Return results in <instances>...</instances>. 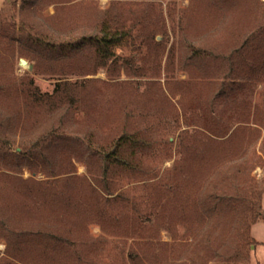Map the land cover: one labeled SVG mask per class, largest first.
<instances>
[{"label": "trees", "instance_id": "16d2710c", "mask_svg": "<svg viewBox=\"0 0 264 264\" xmlns=\"http://www.w3.org/2000/svg\"><path fill=\"white\" fill-rule=\"evenodd\" d=\"M234 1L189 0L178 9L185 22L178 30L173 26L177 39L166 55L162 34L166 20L153 0L129 5L111 0L102 8L92 3L84 12L78 11V36L74 35L78 27L62 29L76 38L59 44L30 43L36 50V66L60 77L51 90L35 88L26 95L23 89L14 90L21 103L14 96L10 115H0V235L8 247L7 258H0V264H91L93 260L84 259L77 246L83 245L85 253L92 255L99 252L103 235H94L93 226L105 234L133 238L136 244L127 251L131 264H149L151 257L158 259L162 253L152 252L157 243L152 238H137L136 234L142 217H149L150 212L159 213L155 223L160 227L186 220L187 234L196 249L202 236H212L213 214L222 216L231 229L223 233L228 243L221 247L226 251L220 254L216 248L214 264H248L254 242L251 226L263 214L264 187L250 183L245 171V136L248 132L254 140L259 129L253 133L252 102L244 94L251 84L264 83V1L255 6L244 30L234 27L228 32ZM54 14L58 16L55 24L75 21L69 17L74 16L72 10ZM177 14L175 8L171 16ZM217 23L225 25L227 37L211 45L216 39L210 33ZM134 30L147 56L161 59L165 55L167 77L149 76L141 66L134 67L127 79H114L113 109L121 121L104 143L96 145L100 148L97 174L90 177L74 171L24 176L20 164L26 159L25 152L8 147L3 127L11 130L16 124L33 132H43L47 123L63 127L65 119L74 114L73 103L79 106L90 84L101 80L70 76L78 72V59L110 60ZM157 34L162 37L156 38ZM233 37L236 41L225 45ZM178 69L187 76H176ZM183 88L188 98L179 99L180 108L173 98ZM191 98L195 103L187 105ZM225 101L229 104L217 112V103ZM40 141L46 144L48 135ZM85 143L80 138V144ZM170 158L174 164L164 166ZM123 205L132 210L120 211ZM159 243L160 248L172 244L168 240Z\"/></svg>", "mask_w": 264, "mask_h": 264}, {"label": "rangeland", "instance_id": "374dc122", "mask_svg": "<svg viewBox=\"0 0 264 264\" xmlns=\"http://www.w3.org/2000/svg\"><path fill=\"white\" fill-rule=\"evenodd\" d=\"M110 1L0 0V115H10L9 113L13 108L9 107V103L13 102L14 96L17 102L21 103V96L15 93L14 90L17 89L22 92L23 89L25 95L34 91L35 88L42 91L51 90L56 78L60 77L56 73L43 72L36 66V50L33 46H30V43L54 42L59 44L61 41L65 42L76 38L63 32V27H78V30L74 33L75 36H78L81 33V17L78 16V11L82 10L84 12L92 3H97L101 8L106 7ZM120 1L127 2L129 5L139 0ZM153 1L162 9L166 20L167 29L162 30L166 40V55L172 41L177 39V31L174 32L173 26H176L178 30L181 23L185 22V17L180 16L181 13L178 9L186 7L189 0ZM262 1L264 0H235L231 8L235 9V12L230 10L228 23L226 24L229 25L228 32H233L234 27L244 30L249 19L255 13V6H258ZM175 8L178 14L171 16ZM70 10L75 16L69 15L70 20L75 19L73 24H55L54 21L58 17L55 16V12L59 14V12L66 13ZM83 15L86 16V12ZM225 29V25L217 23L215 31L210 33V37H214L216 41H214L215 43L208 41L209 44L215 45L220 40V43H222L223 38L227 37V35H224L223 30ZM161 37L160 34L156 35V38ZM232 41H236V37H233L225 45L231 44ZM146 50V46L141 45V36L134 30L126 40L125 46L118 48L108 61H94L93 58L81 56L77 61L78 72H74L70 76L78 80L82 77H100L101 80H95L90 84L92 88L87 91L85 99L79 106L78 103H73L75 107L74 114L65 119L62 123L63 127L60 124L56 127L54 123H47L43 132H33L16 124L11 130L3 127V130H6L5 138L9 137L8 147L14 151L23 149L25 152L26 159L20 164L24 176L46 177L49 173L65 174L74 171L90 177L97 174L95 162L100 148H97L96 145L97 143H104L109 134H113L121 121L120 117H116L113 109L115 107L113 106V101H115L114 79H127L130 77L131 71L135 70L134 67L139 69L141 66L146 67V74L149 76H155L162 80L167 77L164 69L165 55L161 59H155L152 56H147ZM236 73L237 71L233 75ZM176 76L186 77L187 74L178 69ZM239 79L244 78L240 77ZM27 90L28 92H26ZM195 95L197 94L195 93ZM244 95L252 102L250 107L252 109L251 127H253V133L256 132V127L259 129L256 132L258 136L254 140L251 134L246 133L244 148L248 156V162L245 171H247L249 182L255 181L264 187V116L262 115L264 83L251 84ZM187 96V92L183 88L173 100L176 101L178 107L182 108L179 99L184 97L187 99ZM242 96L239 95V98ZM186 103L192 105L195 100L191 98ZM228 104V101H225V103L218 102L217 112L218 110L219 112L224 110V106ZM46 135H48L49 141L43 145L40 140ZM80 138L85 139L88 145H81ZM92 140L95 143L89 144ZM92 152H94V155H92ZM174 161V158L167 159L164 166H172ZM172 174L173 172H170L171 176ZM262 205V216L251 226V240L254 242L250 247L248 264H264V193ZM124 209L132 210L129 205H123L119 208L120 211ZM148 215L149 217L146 214L142 217L141 229L136 236L143 239L152 238L157 242L152 252L155 254L162 253V256H159L158 259L154 256L151 257L149 264H214V259L218 258L214 253L216 248H218L220 254L226 251V248L223 249L221 245L228 243L227 239H224L226 235H223L228 234L231 224L223 221V217L220 215L213 214L211 221H215L216 225H210L212 227H210L211 230L209 228L211 231L209 233L212 236L209 238L208 233L202 236L201 245L197 249L193 247L192 239L187 234L189 224L186 220L177 219V223H172L169 225L170 228H166L155 223L159 219V213L150 212ZM92 231L94 235H103V242L100 245L99 252L95 255L85 253L86 247L84 248L83 245L79 244L77 247L84 259L87 261L92 259L91 264H131L127 251L132 243L136 244L133 238L105 234L98 226H93ZM233 235L232 238L235 237ZM163 240H168L172 244H162L160 248L158 246L160 245L159 241ZM7 250L5 237L0 235L1 259L3 256V258H7Z\"/></svg>", "mask_w": 264, "mask_h": 264}, {"label": "water", "instance_id": "95a60500", "mask_svg": "<svg viewBox=\"0 0 264 264\" xmlns=\"http://www.w3.org/2000/svg\"><path fill=\"white\" fill-rule=\"evenodd\" d=\"M24 60V59H23Z\"/></svg>", "mask_w": 264, "mask_h": 264}]
</instances>
